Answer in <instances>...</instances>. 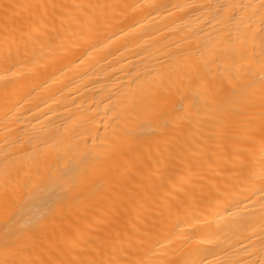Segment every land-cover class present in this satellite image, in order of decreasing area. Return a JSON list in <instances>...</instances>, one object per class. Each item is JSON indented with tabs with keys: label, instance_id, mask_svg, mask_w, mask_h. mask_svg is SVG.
<instances>
[{
	"label": "bare ground",
	"instance_id": "bare-ground-1",
	"mask_svg": "<svg viewBox=\"0 0 264 264\" xmlns=\"http://www.w3.org/2000/svg\"><path fill=\"white\" fill-rule=\"evenodd\" d=\"M0 264H264V0H0Z\"/></svg>",
	"mask_w": 264,
	"mask_h": 264
}]
</instances>
